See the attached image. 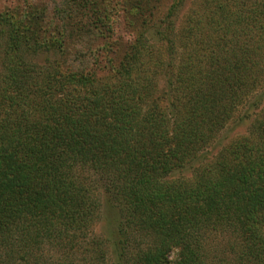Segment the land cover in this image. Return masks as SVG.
Returning <instances> with one entry per match:
<instances>
[{
  "label": "trees",
  "instance_id": "trees-1",
  "mask_svg": "<svg viewBox=\"0 0 264 264\" xmlns=\"http://www.w3.org/2000/svg\"><path fill=\"white\" fill-rule=\"evenodd\" d=\"M47 2L0 0V264H264V0Z\"/></svg>",
  "mask_w": 264,
  "mask_h": 264
},
{
  "label": "rangeland",
  "instance_id": "rangeland-1",
  "mask_svg": "<svg viewBox=\"0 0 264 264\" xmlns=\"http://www.w3.org/2000/svg\"><path fill=\"white\" fill-rule=\"evenodd\" d=\"M47 1H50V0H46V2ZM49 4L51 6H54V3L53 4L49 3ZM124 18L125 19L120 20V22H118L119 26L117 28L115 36L119 38V35H121L125 41L126 40L130 41L131 39L134 38V31H133V28L126 27V25L128 24V19L126 17ZM122 52H123V48L119 50L120 54H122ZM35 59L37 61H41V57H36ZM245 116H246L245 108H241L236 113V115L232 118V120L227 124V126L223 129V131L212 142V144L205 150V152H203L204 155L205 154L206 155L201 158H203L204 160L207 159L206 157L210 158L212 155H215L224 145L229 143L232 139L246 134L248 132V128L251 122L253 121V118L249 117L246 119ZM95 229L97 232L107 230L106 221L103 219L100 222H98ZM44 255H45V252H44ZM80 258L81 257H79V260ZM57 259L59 258L57 257ZM61 262L62 260H59L58 264H60Z\"/></svg>",
  "mask_w": 264,
  "mask_h": 264
}]
</instances>
